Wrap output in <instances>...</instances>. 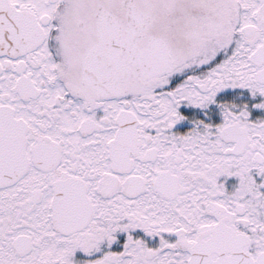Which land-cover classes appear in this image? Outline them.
I'll list each match as a JSON object with an SVG mask.
<instances>
[{"label":"snow or ice","instance_id":"6c2138e0","mask_svg":"<svg viewBox=\"0 0 264 264\" xmlns=\"http://www.w3.org/2000/svg\"><path fill=\"white\" fill-rule=\"evenodd\" d=\"M0 264H264V0H0Z\"/></svg>","mask_w":264,"mask_h":264}]
</instances>
